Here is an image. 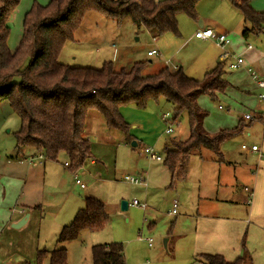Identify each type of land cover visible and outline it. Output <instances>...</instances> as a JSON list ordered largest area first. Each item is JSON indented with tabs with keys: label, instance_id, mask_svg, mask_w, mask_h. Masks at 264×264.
<instances>
[{
	"label": "trees",
	"instance_id": "trees-1",
	"mask_svg": "<svg viewBox=\"0 0 264 264\" xmlns=\"http://www.w3.org/2000/svg\"><path fill=\"white\" fill-rule=\"evenodd\" d=\"M18 1L0 0V104L6 102L20 121L15 134L18 153L32 149L43 161L49 162L63 155L67 170L75 174L92 158L89 141L84 136L88 111L99 113L106 127L118 130L124 143L131 145L134 140L130 126L120 114V108L132 105L144 110L147 104L163 100L171 107L172 120L182 113L187 116V139L172 140L164 149L162 163L174 176L191 153L200 154L204 149L220 160L222 141L246 127L238 124L234 129L220 130L213 135L204 129L206 113L197 101L203 95L213 100L216 93H223L229 87L221 78L220 69L206 73L197 81L184 75L181 69L163 68L155 74L144 75V63L116 71L110 62L100 69L69 67L58 62L64 45L74 41L76 30L89 13L118 24L129 18L136 28L143 27L151 38H157L166 33L177 34L179 14L196 20L199 0H48L44 7L32 6L24 18L23 37L15 51L9 53L5 21ZM228 1L250 25V30L242 31L243 37L264 29V13L254 12L249 0ZM262 122L264 131V119ZM107 222L104 204L85 198L84 207L61 228L56 242L73 241L83 230L100 231ZM90 252L91 264H126L121 243L94 245ZM45 258L49 264H67L64 248H38L36 264ZM200 259L203 264H251L245 251L231 263L219 255H203Z\"/></svg>",
	"mask_w": 264,
	"mask_h": 264
},
{
	"label": "crops",
	"instance_id": "crops-1",
	"mask_svg": "<svg viewBox=\"0 0 264 264\" xmlns=\"http://www.w3.org/2000/svg\"><path fill=\"white\" fill-rule=\"evenodd\" d=\"M34 4L44 7L48 4V0H19L8 14L5 27L7 29L6 49L9 53L14 52L16 45L21 41L24 18ZM248 4L254 12L264 13V0H249ZM198 5L199 3L196 7ZM209 5L214 11L213 15L198 17L199 20L193 22L194 26L188 36L181 40H166L172 46L170 51L165 52L162 49V44L159 43L161 40L158 37L151 38L156 39L157 46L149 49L147 53L154 50L156 54L147 56L146 53V56L148 58L157 56L160 60L155 64L147 61L152 68L148 70L146 65L142 72L144 75L155 74L163 68L173 71L181 69L185 72L180 64H174L170 59L165 58L170 54H172L170 57H173L175 51L188 44H192L197 50L195 60L198 59L200 65L197 70L204 72L203 77L210 71L221 69V63L228 61L221 59L222 51L217 47L221 53L212 51L211 48L215 49L211 46L213 43L193 36L202 28L211 29L226 36L233 34L235 40L232 42L231 38L229 50L243 58L245 68L254 69L261 77L264 76V52L252 48L245 42L249 36H257L264 29L252 31L243 37L242 31L250 30V25L243 21L241 13L228 0H209ZM199 22L201 26L198 25ZM241 22H243L242 25L248 24L249 27H239L238 30L240 28L242 30L241 36L235 35V26L241 25ZM248 79L245 69H240L239 73L230 79L227 78L230 84L227 95L245 90ZM146 109L140 111L131 110L128 106L121 107L120 114L130 126L129 132L136 144L135 147L138 146L137 143L145 142L154 151L160 150V154L157 152L156 154L161 161H155L162 165L159 173L156 168L148 170L134 166L132 170L136 176L143 177L145 180L150 178L154 183L151 182V188H158L159 184L165 186L166 172L170 174L171 180L183 176L186 159L182 168L172 176L162 163L164 149L170 145V139L168 141L165 136H170L174 132L172 131L170 135L164 133L162 116L168 112L157 115L153 108ZM259 115L264 117V114ZM261 123L263 124L262 120ZM178 126L179 124L176 127ZM84 136L89 141L92 158L81 168L82 175L84 176L87 172L94 187L83 183L77 173L71 174L64 165L66 161L60 164L57 161L44 160L41 164L33 166L30 159L34 160L39 154L32 149H23L10 159L0 158V264H10L9 258L16 253L22 254L33 262L44 221L51 223L52 228L59 233L63 226L69 224L76 211L84 207L85 198H93L104 204L101 178L105 176L112 179L116 172L117 161H121L123 155L125 158L128 157V147H135L125 144L122 134L118 130L108 129L104 118L93 110L86 114ZM262 139L263 144L260 148L264 152V131ZM196 155L200 160L198 165L201 172L200 184L194 189L195 192L189 195L188 203L192 209L179 221L175 237L165 239L164 248L171 244L172 252L185 250L187 253L179 260L180 264H203L200 259L203 255H219L226 262L231 263L241 257L244 251L249 255L251 264H264V160L249 150L242 164L222 154L220 160L214 154V158L209 159L201 157V153ZM252 158L253 164L250 165L252 161L249 162V159L252 160ZM107 164L109 168L105 173L104 167ZM125 165L127 167L126 161L123 163V166ZM76 179L83 184L84 188L75 184ZM77 188L82 192V198L79 195L75 196ZM25 216L27 218L20 228H12L13 224L22 221ZM94 245L90 243L89 248L91 249ZM177 245L182 246V249L178 250Z\"/></svg>",
	"mask_w": 264,
	"mask_h": 264
},
{
	"label": "rangeland",
	"instance_id": "rangeland-1",
	"mask_svg": "<svg viewBox=\"0 0 264 264\" xmlns=\"http://www.w3.org/2000/svg\"><path fill=\"white\" fill-rule=\"evenodd\" d=\"M198 3V7L195 8L196 20L201 16L213 15L214 11L211 10L209 0H199ZM176 20V35L166 33L158 37L161 40L159 43L162 44V49L165 52L172 49V46L167 43V39H183L190 34L195 23L194 19H190L184 14H179ZM242 24L243 22H241V25L235 26V35L239 34L241 36L242 30L241 28L238 30L239 27H249L248 24ZM233 36V34L228 35V40L230 41L232 38L233 42L235 40ZM155 40L151 39L143 27L136 28L129 18H124L118 24L96 13H89L84 17L80 28L76 30L74 41L67 42L64 45L58 62L69 67L91 69H100L104 63L110 62L116 71L129 69L136 63H144L145 66L147 65L146 68L150 70L152 67H149L147 61H152V64H155L160 60L157 56L153 58L146 56L149 49L157 46V41ZM245 42L251 45L252 48L264 52V31L257 36H249ZM19 43L20 41L16 45V48ZM211 46L215 48H211L212 51L221 53L215 45L211 44ZM171 55L165 59H170L174 64H180L181 68L185 71H182L184 75L187 73V77L197 81L203 79L204 72L197 70L200 65L198 59L195 60L197 50L192 44L182 46L177 52H174L173 57H170ZM234 56L236 55L234 54ZM227 63H229V60L223 62V64L221 63L220 72L221 78L228 83V88H230L227 78L230 79L239 73L240 69L230 70L227 67ZM262 77L264 78V76ZM245 86V90L239 91L240 94L227 95L229 92L227 88L223 93H216L213 100L203 95L197 101L198 107L206 113L203 126L205 124V130L210 135L220 130L234 129L238 124L246 126L240 133L224 139L219 147L220 153L224 157L238 164L244 162L245 154L248 151L240 149L242 144L247 147L252 145L260 147L263 144V124L261 123L263 118L261 120L257 118V116H260L259 114H264V102L258 100L259 93L263 91L257 89L249 79ZM147 105V109L149 107L153 108L157 115L164 112H168L170 115L173 113L169 104L163 100H159L157 103L151 102ZM128 108L139 110L132 105H129ZM247 114L252 115L253 118L246 120L244 116ZM175 121L179 126H174L172 128V131H174L172 135L165 136V139L172 141L173 139L171 138H176L174 139L175 141L183 142L188 137L186 114L182 113ZM19 128L20 121L18 117L12 112L6 102L1 103L0 158L6 157L10 159V157H15L17 154V150L15 149V134ZM137 144L138 146L135 148L128 147L127 152H129V155L127 158L123 155L122 160L117 161L116 172L112 179L105 178V176L101 178V181H103L101 183L103 186L101 193L104 197L103 202L108 217L105 227L97 232L83 230L75 240L60 244L56 242L58 231L52 228L51 223L44 221L40 230L39 249L54 250L64 248L67 253V264H91L90 243L95 245L121 243L126 264H180L179 260L185 257L187 252L179 250L182 249V246L179 245H177L179 251L172 252L171 244L165 249L163 241L168 237H175L179 221L185 213H188L192 209L188 203L190 202L189 195L194 193V189L200 184L199 177L201 170L198 165L200 160L196 153L188 155L185 160L184 174H182L184 177H175L171 180L170 174L166 172L167 179L165 186L159 184L157 185L158 188H151L152 181L150 178L145 180V186H135L124 181V178L127 176L136 177L132 171L134 166H137L139 169L148 170L156 168L158 170L157 173L161 171L162 166L159 162L146 160L141 150L142 148L149 147L145 142ZM152 150L154 153L160 154V150L156 149L154 151L153 148ZM201 157H204V159L214 158L213 153L204 149L201 150ZM56 161L60 164H63L64 161L67 162L63 155L58 156ZM125 161L127 167L126 165L123 166ZM249 162H251L250 165L253 164V158L252 160L249 159ZM108 168L109 165L107 164L104 167L105 173L106 170L108 171ZM76 173L83 183L89 187H94L92 179L88 177L87 172L84 176L82 175V169H79ZM79 192L81 191H78V188L75 189V196L79 195L82 198V192ZM133 200L145 203L146 209L142 210L139 207L128 206L126 210H120L121 201H126L128 204ZM173 201H176L178 205L174 215L169 214ZM148 238L152 239L151 247L146 243V239ZM8 263L36 264V255L34 254L32 262V260L30 261L23 257L22 254H12ZM41 264H49L48 259H43Z\"/></svg>",
	"mask_w": 264,
	"mask_h": 264
},
{
	"label": "built area",
	"instance_id": "built-area-1",
	"mask_svg": "<svg viewBox=\"0 0 264 264\" xmlns=\"http://www.w3.org/2000/svg\"><path fill=\"white\" fill-rule=\"evenodd\" d=\"M194 38L202 40V41H209L213 43L217 48H219L222 51L221 59L223 61L229 60L228 68L230 70H239V69H245L249 79L253 83V85L259 89L262 90L263 92L259 93L258 95V100L264 102V78H262L256 71L252 70L251 68H245L244 60L241 56L234 54L229 50V45L230 41L228 40L227 36L224 34H218L215 31L211 29H199L194 33ZM248 49H250V46H248ZM156 52L154 50L149 51L147 53V56H152L155 55ZM246 120H251L253 118L252 115L247 114L244 116ZM257 118H261L260 116H257ZM264 118V117H263ZM162 121L164 123V133L166 135H170L172 133V128L174 126H177L178 123H176L175 120L171 119V115L169 113H165L162 116ZM241 150H249L250 152L256 153L259 158L264 160V155L262 154V150L260 147L252 145L250 147H247L246 145L242 144L241 145ZM142 154L145 156L147 160H152V161H161V158L153 152L151 147H146L142 148ZM33 159H30V163L33 166L39 165L42 163L43 158L42 156H38ZM67 167V163L64 164ZM124 181L135 185V186H145V179L140 176L136 177H130L127 176L124 178ZM75 184L79 185L80 188H84L83 184L80 183L79 180H75ZM245 190H247L245 188ZM127 206H135L139 207L140 209L144 210L146 209V204L145 203H139L136 200H133L130 204H127ZM176 208H177V203L173 202L172 204V209L169 214L174 215L176 213ZM146 243L149 247L152 246V239L148 238L146 239Z\"/></svg>",
	"mask_w": 264,
	"mask_h": 264
},
{
	"label": "water",
	"instance_id": "water-1",
	"mask_svg": "<svg viewBox=\"0 0 264 264\" xmlns=\"http://www.w3.org/2000/svg\"><path fill=\"white\" fill-rule=\"evenodd\" d=\"M198 25L201 26L200 22H199ZM135 145H136L135 142H132L131 143V146L132 147H135ZM126 209H127V202L126 201H121V203H120V210L121 211H124ZM26 218H27V216H25V218L22 221H20V222H18L16 224H13L12 225V228H14V229L20 228L24 224ZM163 245L166 246V240L163 241Z\"/></svg>",
	"mask_w": 264,
	"mask_h": 264
}]
</instances>
